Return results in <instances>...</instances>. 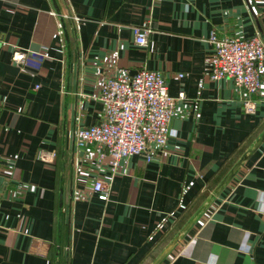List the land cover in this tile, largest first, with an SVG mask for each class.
I'll return each mask as SVG.
<instances>
[{"label":"crops","instance_id":"1","mask_svg":"<svg viewBox=\"0 0 264 264\" xmlns=\"http://www.w3.org/2000/svg\"><path fill=\"white\" fill-rule=\"evenodd\" d=\"M213 32L264 41V0H0V264H151L205 205L162 264H264V140L215 193L263 134L264 98L247 113L209 78ZM141 69L185 97L167 146L113 172L75 132L102 120L108 76Z\"/></svg>","mask_w":264,"mask_h":264},{"label":"built area","instance_id":"2","mask_svg":"<svg viewBox=\"0 0 264 264\" xmlns=\"http://www.w3.org/2000/svg\"><path fill=\"white\" fill-rule=\"evenodd\" d=\"M134 43L148 46V30L134 27ZM213 53L210 57L209 78H231L243 93L247 113H255L257 100L264 98V41L261 36L219 37L212 33ZM14 62L21 64L26 53L15 49ZM185 97L169 93L161 71L141 69L133 75L114 73L102 85L99 99L103 104V118L97 123L80 127L75 132V144L83 149L94 146L98 161L106 160L116 172L123 158L145 154L151 160L163 150L173 135L171 122L177 111V102ZM40 159L48 162L52 153L40 152ZM102 192L99 198L107 199L105 186L97 184Z\"/></svg>","mask_w":264,"mask_h":264},{"label":"water","instance_id":"3","mask_svg":"<svg viewBox=\"0 0 264 264\" xmlns=\"http://www.w3.org/2000/svg\"><path fill=\"white\" fill-rule=\"evenodd\" d=\"M264 140V132L263 134L256 140L252 147H250L236 162V164L231 168L228 174L223 178L219 186L217 187L215 193L221 191L238 173V171L245 165V162L249 159V157L259 148L261 143ZM210 201V200H209ZM206 208V205L199 210L195 216L189 220L186 225L182 228V230L175 236V238L166 246V248L158 255V257L151 264H162L167 256L173 251V249L178 245V243L182 240L185 233L189 231V229L194 225L198 215L202 210Z\"/></svg>","mask_w":264,"mask_h":264}]
</instances>
